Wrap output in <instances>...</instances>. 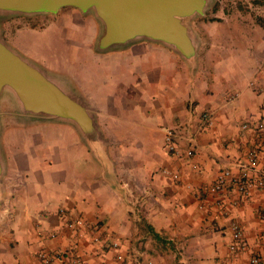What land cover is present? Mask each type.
I'll return each mask as SVG.
<instances>
[{"label": "crops", "instance_id": "obj_1", "mask_svg": "<svg viewBox=\"0 0 264 264\" xmlns=\"http://www.w3.org/2000/svg\"><path fill=\"white\" fill-rule=\"evenodd\" d=\"M68 22L89 23L93 45L100 24L92 14L64 13L61 23ZM208 42L193 68L158 42L93 49L106 70L83 72L84 91L77 84L73 91L91 110L103 149L93 150L71 122L31 118L30 123L69 126L70 150L65 141L34 132L11 153V169L5 156L0 264H42L36 257L41 250L67 255L55 264H69V252L86 264L264 259V189L241 193L228 184L207 191L220 171L237 174L255 147L257 171L264 176V133L253 126L264 121V38L256 46L230 37ZM168 130L176 134L178 154L165 146ZM188 149L192 156L184 155ZM76 151L86 164L81 169L73 161ZM75 218L93 228L70 229L68 221ZM232 223L242 233L234 251Z\"/></svg>", "mask_w": 264, "mask_h": 264}, {"label": "water", "instance_id": "obj_2", "mask_svg": "<svg viewBox=\"0 0 264 264\" xmlns=\"http://www.w3.org/2000/svg\"><path fill=\"white\" fill-rule=\"evenodd\" d=\"M208 1L0 0V14H56L63 7H73L99 22L98 51L150 39L175 51L193 68L199 40L188 20L204 15ZM59 82L4 41L0 30V94L11 91L25 115L73 123L93 150H102L104 143L88 105ZM5 168L0 147V185Z\"/></svg>", "mask_w": 264, "mask_h": 264}, {"label": "rangeland", "instance_id": "obj_3", "mask_svg": "<svg viewBox=\"0 0 264 264\" xmlns=\"http://www.w3.org/2000/svg\"><path fill=\"white\" fill-rule=\"evenodd\" d=\"M253 1L255 0H209L204 15L189 19V27L199 40L197 55L205 53L208 40L213 37L244 39L248 41V45L256 46L264 38V5ZM262 1L264 0H260ZM77 11L79 10L73 7H63L56 14H0L3 40L9 42L27 60L57 78L69 91H73L76 84L84 91L83 84L81 85L83 72H97L99 67L104 72L106 70L93 52V49L98 50V37L90 45L87 35L89 23L79 27H74L70 22L61 23L64 13ZM214 28L216 31L212 36ZM146 41L154 42L150 39ZM129 42L117 48L123 49ZM148 60L153 62L155 58L148 54ZM11 94L9 90L0 94V147L6 166L8 161L5 156L11 169V153L23 146L24 137L29 133L39 132L45 138L61 139L67 144L66 150H70L72 130L69 126L39 121L30 123L33 121L31 118L36 117L21 113ZM73 161L78 169L86 165L77 151Z\"/></svg>", "mask_w": 264, "mask_h": 264}, {"label": "built area", "instance_id": "obj_4", "mask_svg": "<svg viewBox=\"0 0 264 264\" xmlns=\"http://www.w3.org/2000/svg\"><path fill=\"white\" fill-rule=\"evenodd\" d=\"M203 118L206 121L207 125H211L213 120L207 113L203 114ZM250 125L242 124L243 128H248ZM256 130L261 131L264 133V121H260L253 125ZM165 146L172 151L173 153H179L178 146L176 142V134L173 130H168L164 137ZM258 148H252L248 151L246 155V162L242 165L240 171L237 174H234L233 171L230 169H224L220 171L216 177L215 183L209 185L207 187V191L216 193L225 188L228 184H233L235 189L238 192L246 193L253 189H264V176L259 174L257 171V158H258ZM184 155L192 156L193 151L192 149H188L184 151ZM164 174L170 175L173 179H177V174L170 172L167 169L162 171ZM61 212H64L61 210ZM261 217L264 218V212L261 213ZM68 227L72 230H76L79 228H93L90 223H85L81 218H75L68 221ZM96 231H98V227H94ZM231 243H230V250L234 251L236 249V245L239 244L242 240V233L236 223L231 224ZM93 240L95 242L100 241V237L95 235ZM114 248L119 246V243L114 241L112 243ZM67 255L63 252H48V251H38L36 252L37 259L42 264H55L62 259H64ZM68 263L69 264H86L85 261L77 254L73 252H69L68 255ZM248 264H264V259L257 255H252L249 258Z\"/></svg>", "mask_w": 264, "mask_h": 264}, {"label": "trees", "instance_id": "obj_5", "mask_svg": "<svg viewBox=\"0 0 264 264\" xmlns=\"http://www.w3.org/2000/svg\"><path fill=\"white\" fill-rule=\"evenodd\" d=\"M253 3H255V4H262V5H264V1H262V2H260V0H255V1H253ZM216 9V7H214V10Z\"/></svg>", "mask_w": 264, "mask_h": 264}]
</instances>
